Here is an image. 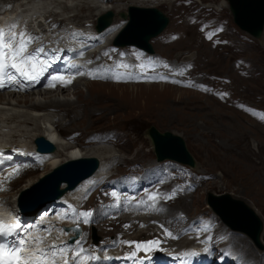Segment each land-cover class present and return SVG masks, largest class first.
Returning a JSON list of instances; mask_svg holds the SVG:
<instances>
[{
    "label": "rangeland",
    "instance_id": "374dc122",
    "mask_svg": "<svg viewBox=\"0 0 264 264\" xmlns=\"http://www.w3.org/2000/svg\"><path fill=\"white\" fill-rule=\"evenodd\" d=\"M133 1L134 5L139 2V0H108L106 3H101L105 7H99L93 0H23L16 2L14 6L10 5L12 8H19L23 14L35 15L31 18L34 27L39 26L40 22L44 24L43 17L48 14L53 20L58 19L57 21L63 22L66 20L65 25L70 21L71 24H79L75 27L86 25L92 27L107 12L112 13L113 20L117 19L118 12L123 11L125 6ZM156 3V8L165 13L169 22L158 36L150 40L154 53L141 51L142 55L132 60L143 64L150 63L151 67L157 66L162 70L166 68L158 63V56L167 57L175 62L191 59L193 63L185 62L180 68H171L178 77L168 70L170 79H167L165 83L167 85L147 86L152 84L141 80L132 86L124 80H103L93 77L87 81L128 86L115 88L109 91L110 94H102L100 91L92 94L87 91L88 86L82 84L83 81H80L81 84L77 82L73 90L63 91L62 94L70 100L69 102L76 103L73 105L75 112L69 113L71 118L65 117V120L60 121L64 113L62 112L51 119L60 121L58 130L65 140H69L68 142L72 141L68 139L69 134L79 132L73 140L76 141V146L86 148H80L82 151H95L94 148L106 147L97 151L95 157L105 160L104 156L108 158L111 155L112 159L108 161L112 165L110 172L129 170L134 175H138L136 172L138 168L151 165L150 163L156 164L146 173L153 174L144 177V180L151 182L147 192L156 197L161 195L159 199L165 209L167 204L170 205L167 199L171 197L169 200L173 209H178L185 220L199 212L210 211L206 205V198L211 192L229 193L232 198L245 201L254 208L264 223V118H262L264 115V25L262 34L258 38L241 30L234 23L228 2L225 5L224 0H161ZM86 6L107 11L96 15L94 13L96 10H93L92 16L91 14L89 16L87 9L80 10V7L82 9ZM178 14L181 17H178ZM184 21L187 42L182 41L181 44H175L176 46L173 47L170 46L171 43H158L161 36L172 32L179 25H184ZM46 23L45 27L49 25ZM211 28L213 35L221 40L223 45L209 47L206 51L207 55L196 60L199 48L194 43L188 42L200 39L202 42L203 30L210 31ZM126 48L131 47L116 48L109 45L108 51L116 54L118 50L126 54ZM149 56L152 57L151 60H148ZM235 60L237 63L234 62ZM191 76L196 81L190 87ZM141 83L146 85L142 86ZM155 83H164V81L157 79ZM108 88L106 87V90ZM112 94L117 95L114 98ZM15 95L7 98L9 103L4 99L0 101V118L5 119L12 113H18L21 118L23 117L22 119L27 115L36 117L37 120L27 124H19L20 119L9 122V125L6 124L7 126L0 129L3 134H0V143L5 144L7 141L10 144L26 143L32 146L29 134L35 133L38 126L44 129L47 124L44 123L42 114H33V110L27 106L29 103L20 101L22 97ZM32 98L46 101V95H39L38 90H34ZM17 100L20 104H17ZM22 104L26 105L23 107ZM250 107L258 108V112L256 114L249 112ZM64 108L70 109L71 106ZM47 111L53 112L54 108H48ZM72 115H75V119ZM1 124L3 123L0 121ZM150 126H154L160 132L170 131L183 138L195 161L192 169L169 160L157 162L147 135ZM22 127L29 132L24 135L13 132ZM96 135H102L105 140L99 142L102 144L89 145L91 143L85 139ZM60 142L64 143L62 140ZM57 148L62 150L61 145ZM68 148L72 147L68 146ZM64 154L65 151L59 152L57 158L62 159ZM45 164L19 177L11 184L9 194L14 193L26 182L28 184L32 181L37 182L39 177L36 176L49 168L46 165L41 171ZM169 164L172 166L170 176L166 173ZM196 173L203 174L205 179L201 180L196 191L190 194L196 187L193 185L184 187V183L193 181ZM115 174L118 173L113 175ZM31 178L33 180L29 181ZM153 186L157 187L156 192ZM174 191L175 195L172 196ZM170 211L171 209L166 210V212ZM159 218L163 220L161 216ZM163 221L176 223L177 218L170 217L169 220ZM131 236L133 235L129 234L127 237ZM262 243L264 245V236ZM249 247L257 254L264 255V251L258 252L253 245ZM262 261L264 264V258Z\"/></svg>",
    "mask_w": 264,
    "mask_h": 264
},
{
    "label": "bare ground",
    "instance_id": "6f19581e",
    "mask_svg": "<svg viewBox=\"0 0 264 264\" xmlns=\"http://www.w3.org/2000/svg\"><path fill=\"white\" fill-rule=\"evenodd\" d=\"M18 1H23V0H0V10L2 9V6L7 5V4H12V6H14L13 4H15ZM93 1H96L94 4L96 6H99V7H105V6H102L101 3L108 2V0L107 1L93 0ZM115 1H118V0H115ZM157 1H161V0H139V2L136 3L137 5H134L135 2L133 1V3L127 4L123 11L120 10V12H118V18L117 19H115V20H113V18L111 19V22H110L111 25H109L105 29H101L100 30L101 32L97 33V34H99V37H95L94 33L85 32L79 36H76L75 39L80 40V41L90 39L92 42H100L101 39L102 40L105 39L107 41V45H108L109 41H111L114 38V36L117 34L119 28L124 24V22L122 20H127V21L129 20V18H130L129 14H128V9H129L128 7L129 6L147 7V8L148 7H156ZM224 2L226 5L227 4L226 0H224ZM111 3H115V2H111ZM138 4H142V5H138ZM83 6L84 5H82V7ZM64 7H66V6L64 5ZM83 9H87L89 11V14H88L89 16H90V14L92 16L93 10H96L94 12L96 15L102 14V13L107 11V10L99 9V8L93 7V6H86L85 8H82V9L80 7V10H83ZM12 12H13V10L5 11L4 14L2 16H0V23H2V20H5ZM163 14L165 15L164 12H163ZM43 15L44 14L42 13L41 16H43ZM48 15L46 17H43V20H45V23L47 22L46 24H49L47 26H49L50 28L60 27V25L62 24L61 23L62 20H60V21H57L58 19L53 20V18L51 16H48ZM178 15H179L178 17H181L180 14H178ZM36 19H38V17ZM119 20H121L122 22H118ZM85 21H89V20H85ZM64 22L66 23V20ZM67 23L71 24L70 21H68ZM76 23H78V22H76ZM39 25H40V30L43 31L45 29V26H43V24L41 22L39 23ZM71 25H79V24H71ZM185 26H186V23L184 21V25H179V26L175 27V29L172 31V33L171 32L165 33L163 36H161L159 38L160 40L158 41V43H164V42L171 43L170 46L173 47V46L181 44L182 41L187 42L188 40L186 38L187 36H185ZM217 29L218 28L216 27L215 30H217ZM226 31L224 33H226ZM172 34H175V37L173 39H175V40L177 39V40L176 41H173V40L167 41L171 37ZM202 36L204 37L202 42H201L202 39H200L198 41L188 42L191 44L194 43V45L199 48V52L195 58L196 60L205 57V55H207L206 51H208L209 47L213 48V47H219V46L223 45L221 40L217 39L213 35V29L210 31L203 30V35H201V37ZM205 36H207V38H205ZM209 36H211V38H209ZM88 42H90V41H88ZM106 49H107L106 46H104V47L100 48L98 51H90L89 57L87 59L88 64L86 65V69L92 70V75H95V76L100 77V78L103 77L106 80L116 79L119 76H124L128 79H131L134 82V83H127L128 85L138 84V82L141 78L152 79L153 77H157L161 80H166L164 73L160 72L159 70H156L155 71L156 73L151 72L148 74H142L141 73L142 71H140V70L135 71L133 62L130 60V56L128 54L126 55V57H124V55L121 53H116L115 55L107 54ZM130 52L133 54L134 51L131 50ZM94 55H96L95 58H93ZM196 60H194V61H196ZM183 62H185V61H183ZM234 62L237 63L236 60ZM242 68L245 71H247L246 68H244V67H242ZM85 78H86V76L84 74L81 75L80 80L78 82L83 81L84 83L80 82L79 84L82 83L83 85L88 86L87 91L89 93L100 91V92H102V94L103 93L106 94V93H109V91H113V89H115V88L128 86V85H124V84L123 85H115V84L109 83V82L108 83H101V82H97V81H87ZM75 84H77V82L73 83L72 87H70L68 89H67V87L60 88L59 90H51V91H46V90H42V89H34V90H38L39 95H46V101H44V102L32 98V95L34 94V90H32V92L26 91V92H22V93H12V92H7V91H2L1 92L2 94H0V101L3 99L7 100L8 97H11V96H14L15 94H18L15 96L22 97L19 99L20 101H24L25 103H29L27 106L33 110L32 111V112H34L33 114H35V113L37 115L42 114V117L45 119L44 123H46L47 125L44 127V129L40 128L41 126L40 127L38 126V128H36V130H35V133L29 134V137L31 139L30 142H32V145H33V140L35 137L43 136L48 142H51L55 146V149L50 152L51 154H49L50 157H49L48 162L44 165V167L41 171H43L45 169L46 165L49 167L48 170L45 171L44 173H42L41 175L36 176V177H39L38 178L39 180L42 178V176L50 173L54 168H56L57 166H59L63 162L70 161V160H76L79 158H85V157H95L97 151L106 149V147L103 146V147H99L96 149L94 148L95 151H82L80 148H84V149H86V148L85 147H78V146L74 145L73 143L68 142L67 140H65V138L61 135V132L58 130V128H59L58 125H59L60 121L65 120V117L71 118L69 113H74L76 110L73 107V105L76 103H72V101L69 102L70 100L68 98H66L65 96H62L63 91L73 90L75 87ZM147 84H152V85H147V86H155L156 84H165V83H147ZM153 84H155V85H153ZM141 85L145 86L146 84L141 83ZM165 85H167V84H165ZM134 86L139 87L140 85H134ZM106 87H109V88L106 90ZM110 89H112V90H110ZM114 92H116V91H114ZM122 93H124V92H122ZM116 95L112 94V97L115 98ZM9 102L10 101L7 100L6 103H9ZM17 104H20L18 100H17ZM25 105L26 104H22L23 107ZM67 106H71V108L65 109L64 107H67ZM48 108H54V111L53 112L47 111ZM1 112H3V111H1ZM62 112H64V113H63L62 119L60 121L51 119V118L57 116L59 113H62ZM22 118L20 117V114H18V113H14V114L12 113V114L8 115L5 119L0 118V121L3 123L0 125V129L2 127L9 125L8 124L9 122H12V121L14 122V120H17V119L21 120V121H18L19 124H27L28 122L33 123L37 120L36 117L32 118V117L27 116V115L24 116V119H22ZM72 118L75 119V115H72ZM13 132L14 133L18 132L19 135H24L25 133H28L29 130H26L25 127H22V128L16 129ZM0 134H2V133L0 132ZM61 140L65 144L61 143L60 142ZM6 143H7V141H6ZM1 145H3V144H1ZM21 145H27V144L21 143ZM59 145L62 146V150L60 148L59 149L57 148V146H59ZM68 146H70L72 148H68ZM73 148H75V149H73ZM89 148H91V147H89ZM61 151H65L66 154H64V157L62 159H58L57 158L59 156L58 153ZM102 156H104V155H102ZM95 158H97V160L99 162V169L97 170V172H95V174L91 178H93L95 176L99 178V175L105 174V172L110 169V165H105V164L107 161L112 159V156L110 155L108 158H106V156H104L105 160H100L99 157H95ZM150 164L151 165L147 164L146 167L138 168V170H136L138 175H134L132 172H129V171L123 172V173L118 174V175H113L114 173H111L110 177L108 178L107 181L114 180V181L126 183L129 185V189L127 191H118L115 189H106L103 192H101L98 195V197L96 198V200L93 204L92 210L90 212L91 215L89 216V220L95 222L101 229L104 230V232L107 235H112L110 238L104 240L99 246H94V248L84 246L85 250H87L89 252H95L96 253L97 257H99L98 261H102L101 258H102V250L103 249L106 252V254H108V255H113L116 253V254H120V255H124V256H128L131 252L136 250L135 249V243L127 244V243H124L125 241L136 242V243H142V242H148V241H154V240L159 241L160 242L159 245L157 247L153 248L152 251H147V252L146 251H139L137 253V258H146L148 255L149 258L152 259V257H151L152 253L160 251V250H158V251H154V250L162 248L164 245V238H163L164 236L163 235H165V229H167V231L172 233L171 237L167 235V239H169V240L174 239L175 242L177 244H179V246H181V247L191 245L190 243L192 242V239L190 238V236L194 237L196 240L197 239L201 240L198 237L201 233V231L198 229V227H195V229L192 231L191 234H190V231L188 232L189 227L191 226L190 224H191L192 218L185 220L182 217L181 212H178V209H173V205H171V200L167 199V201L169 202L170 205L167 204V208L165 209V208H163L164 207L163 202L158 197H156V199L154 201L147 199V197L152 196L151 193L147 192V189L151 186V182L144 180V177L147 175H148V177L150 175H152L153 173H151V174H146V173L148 172V169L155 166L154 163H150ZM156 168H157V170H159L158 167H156ZM140 169H143V170H140ZM171 169H172V166L169 164L167 172H166V173H168V176L171 175V173H170V172H172ZM40 172H38V173H40ZM49 179L50 180L54 179V176L52 174H50ZM30 180H33V178L29 179V181ZM39 180H37V181H39ZM89 180L90 179L85 180L83 183H81L79 185V187L73 193L80 190L81 187L85 183H87ZM34 182L35 181H32L29 184H28V182H26L22 187L15 190L14 193L12 192V194L11 193L9 194L8 189H7V191L0 190V203L7 205L10 208H13L15 198L18 195H19V198H20L21 194L25 195V197L29 196V193H31V191L29 189H31V187L37 183V182H35V183ZM105 182H106L105 178L97 180L98 184L105 183ZM143 182H145L144 185H142ZM31 184H33V185L31 187H29ZM65 186H66V183H63V184L59 185V188L64 189ZM153 190L156 192L157 187L153 186ZM68 191L69 190H66L63 193V195L64 194H66V195L67 194H73L72 192H68ZM113 193H115V195H113ZM6 197L9 198V200ZM161 199L163 200V197H161ZM59 202H60V205L57 208H53L52 211L58 212V211H60L61 207H68L69 204L72 202V200L71 199H68L66 201L60 200ZM149 209H151V212L155 213L156 215L153 216V215L149 214L148 213ZM167 209H171V211L166 212ZM225 209H226V207H225ZM37 211H35V212H37ZM40 211H38V212H40ZM98 211H108L109 213L107 215L101 217V218H98V216H97ZM163 212H165V213L163 214ZM131 213H134L133 219H127L128 214H131ZM159 216H161L163 220H169L170 217H174V219L177 218V222L175 223L173 221L171 223H167V222L161 220V218H159ZM125 221L128 222V224H124ZM66 222L68 223L70 221H66ZM155 222L160 223L161 226H159V228L152 229V227H155L154 226ZM41 223L45 224L46 221H42ZM126 225H127V227H126ZM138 225H141V226H138ZM171 225L173 227H171ZM160 228L164 229V231ZM221 233L224 234L225 236H227L226 240L228 241L227 242L228 246L232 245L235 249L240 251V253L244 257V264H262L263 261L260 258L259 254H257L253 248L249 247V245H252L251 244L252 240L249 236H247L245 234L242 235V234H238L235 232H231L230 230H228L226 228L221 229ZM129 234H132L133 236L127 237ZM263 236H264V230L261 233V237H263ZM239 240L240 241L242 240V241L239 242ZM171 245L172 244L169 242V246H171ZM109 246H113V247L109 248ZM177 250L178 249H175V251H177ZM250 254H252L253 256H250ZM263 257H264V255H263ZM160 259H161L160 257H156V258L152 259V262L146 260L143 262V264H160L159 263ZM102 263H104V262H102Z\"/></svg>",
    "mask_w": 264,
    "mask_h": 264
},
{
    "label": "water",
    "instance_id": "95a60500",
    "mask_svg": "<svg viewBox=\"0 0 264 264\" xmlns=\"http://www.w3.org/2000/svg\"><path fill=\"white\" fill-rule=\"evenodd\" d=\"M229 4L236 24L253 36L259 37L264 24V0H229ZM128 14L129 21L117 36L115 44L135 45L153 52L149 40L161 33L168 23V18L156 8L130 7ZM111 19L112 13L107 12L99 18V26L101 28L108 26ZM147 135L158 161L170 159L192 167L195 165L194 158L181 136L170 131L160 132L154 126L148 128ZM34 143L39 151L50 152L55 149V146L43 136H37ZM97 166L98 160L95 157L66 161L37 181L29 189L31 193L28 197L21 194L20 203L22 206H32L35 211L44 209L47 204L64 193L65 190L59 188L61 183H67V188L72 189L81 179L91 175ZM50 174L54 179H49ZM222 200L228 209L221 206ZM206 202L225 222L248 233L256 244H260L263 222L245 201L232 198L229 193L218 195L210 192Z\"/></svg>",
    "mask_w": 264,
    "mask_h": 264
},
{
    "label": "snow or ice",
    "instance_id": "6c2138e0",
    "mask_svg": "<svg viewBox=\"0 0 264 264\" xmlns=\"http://www.w3.org/2000/svg\"><path fill=\"white\" fill-rule=\"evenodd\" d=\"M16 24H10L7 28L0 29V88H5L9 83L15 80V76L9 74V70L14 72L27 80H35L45 70L44 62L39 60L36 53L43 52V48L35 50V53H29L28 46L32 43L34 37L26 34L24 31L16 33ZM211 38V36H209ZM54 81H61L65 84L70 83V79H66L64 76L53 77ZM51 86H54L51 85ZM264 118V115H262ZM115 195V193H113ZM175 192L172 193V196ZM169 199L171 197H168ZM150 200H155L156 196L149 197ZM85 217L84 222H87V217L91 215L90 212H84L80 214ZM127 227V225H126ZM21 225L17 221L15 223H7L0 221V237L10 236L13 233L20 230ZM165 234L172 236V233L165 229ZM36 243H42L41 238H36ZM124 243H135V249L131 252L126 259L133 260L134 264H143V259L137 258L139 251H152L153 248L159 245V241H148L142 243L125 241ZM28 246V242L21 239L16 242L12 247L6 244H0V264H56L57 256L66 257L69 249L66 246L51 245L49 249L38 248L35 253L28 254L25 258L23 248ZM50 253V254H49ZM85 250L80 248L73 255V264H89V261H96L99 259L94 254L84 255ZM184 256H195L197 253H185ZM64 264H69L67 258L64 259Z\"/></svg>",
    "mask_w": 264,
    "mask_h": 264
}]
</instances>
